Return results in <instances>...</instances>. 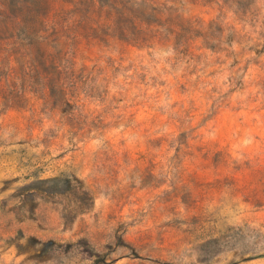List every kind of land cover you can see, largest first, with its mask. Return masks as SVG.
<instances>
[{"label": "rangeland", "instance_id": "1", "mask_svg": "<svg viewBox=\"0 0 264 264\" xmlns=\"http://www.w3.org/2000/svg\"><path fill=\"white\" fill-rule=\"evenodd\" d=\"M0 264H264V0H0Z\"/></svg>", "mask_w": 264, "mask_h": 264}, {"label": "trees", "instance_id": "2", "mask_svg": "<svg viewBox=\"0 0 264 264\" xmlns=\"http://www.w3.org/2000/svg\"><path fill=\"white\" fill-rule=\"evenodd\" d=\"M84 18H85V16H81L79 19H78V21H77V28H80L81 26H85V23H84Z\"/></svg>", "mask_w": 264, "mask_h": 264}]
</instances>
